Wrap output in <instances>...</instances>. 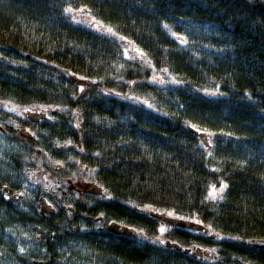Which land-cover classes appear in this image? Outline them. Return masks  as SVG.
Instances as JSON below:
<instances>
[{"label":"trees","instance_id":"1","mask_svg":"<svg viewBox=\"0 0 264 264\" xmlns=\"http://www.w3.org/2000/svg\"><path fill=\"white\" fill-rule=\"evenodd\" d=\"M81 14L143 60L127 58L120 41L79 22ZM0 49V95L21 108L49 106V123L20 116L21 137L24 127L36 133L35 148L23 147L36 174L53 161L78 163L108 196L88 215L152 235L155 219L141 209L171 211L223 237L180 229L175 238L217 248L222 259L212 264H264V0H0ZM43 67L62 88L45 82ZM155 70L182 83L156 85ZM5 156L10 170L25 167L20 152ZM221 183L223 199L210 198ZM3 220L15 217L6 209Z\"/></svg>","mask_w":264,"mask_h":264},{"label":"flooded vegetation","instance_id":"2","mask_svg":"<svg viewBox=\"0 0 264 264\" xmlns=\"http://www.w3.org/2000/svg\"><path fill=\"white\" fill-rule=\"evenodd\" d=\"M3 52L0 49V58L3 57ZM11 108L16 111H10ZM20 108L19 103L14 101V96L11 99L0 95V138L8 146V150L4 151L5 155L8 154L13 159L19 158ZM31 109L33 111H24L22 115L28 122L39 125L51 122L49 113L41 111L43 107L33 105ZM27 129L32 139V135L36 133L31 130V126ZM69 143L66 142L63 148ZM63 148L53 149L59 153ZM50 154L56 153L51 149ZM66 164L68 167L74 165V169L66 171ZM84 171L88 172L89 168L72 161L60 164L50 172L43 171L44 174L48 172L45 174L44 187H39L38 191L31 190L30 220H0V252L6 253L8 257H2L0 264H212L213 261L222 259L217 248L201 246L193 237L191 238L195 243L190 246L179 245L175 238L183 228L159 220L151 222L155 231L152 235L143 230L147 237L145 239L135 231L140 229L126 220H106L102 215H88L85 210L95 200L106 199L108 196L102 188L100 193L93 192L94 185L99 186ZM8 175L6 181L0 179V208L10 210L22 195L18 192L15 180L11 179L12 173ZM48 181L56 186L51 187ZM49 209L54 212L50 213ZM57 214H62L66 220H51L50 217ZM23 223L28 226L25 234H21L18 229ZM161 226L167 229L164 234H160ZM50 228L52 231L49 232ZM183 230L191 231L192 236L202 233ZM205 235L218 241L223 239L215 234ZM156 237L163 238L164 245L153 244L152 240ZM21 248L24 249L23 253L20 252ZM118 249L122 252L117 251ZM211 249H215L213 254Z\"/></svg>","mask_w":264,"mask_h":264},{"label":"rangeland","instance_id":"3","mask_svg":"<svg viewBox=\"0 0 264 264\" xmlns=\"http://www.w3.org/2000/svg\"><path fill=\"white\" fill-rule=\"evenodd\" d=\"M78 16H79V18H78L79 22H83L84 24H87L88 27H90L91 29L95 30L96 32H99V33H102V34H107L108 36H112L113 35V34L108 33L106 31V29L108 27L104 26L100 22L94 21V20L90 19L89 17H87V16H85L83 14L78 15ZM113 37H115V39H117L118 41H120L122 43L123 48H124V52L127 53V54H125V56L127 58H134L135 57V58H137L139 60H143V56H141V52L132 43H130L128 40H126L124 38L121 39L122 37H119L117 35H113ZM21 62H23V60ZM19 65L20 66H16L15 68H18V67L25 68V67H27V64L21 66V64L19 63ZM41 74H43V75L45 74L46 76L48 75L47 72H46V68L45 67L42 68V71H39V75H41ZM47 77H48L46 79L47 81H45V82H50L51 86H52V84H54V85L61 86V88L63 87L62 86L63 85V80L61 78L52 79L49 76H47ZM153 77H157V79L154 81ZM159 77H163L165 82L164 83H160L159 79H158ZM171 80L172 79L170 77H168L165 73H162L160 71H156L155 70V71H153V73L151 75V82L156 84V85H160L162 87H169L172 84ZM59 81H62L61 85H59L60 84ZM73 81H75V80H73ZM29 82H31V79H30ZM75 82H77V81H75ZM77 83L81 84V85H79V90H81V88L83 86L82 83H80V82H77ZM145 104H146V106L148 108H150L149 107L150 103L146 102ZM32 106L29 105L27 108L31 109ZM41 107H43L44 109H48L49 106H45L44 105V106H41ZM24 109H26V107L25 108L23 107V108L19 109V111H20V115L19 116L24 115ZM53 109H54V107H53ZM27 130H28L27 128L23 129L21 141L19 140L20 147L18 149L16 148L21 153V159L18 160V161L21 163V160H22L23 163L25 164L24 165L25 167H23L22 169H20L18 171H16L15 169H11L10 170V167L8 165H10L12 160L11 159H6V156H5V153H4V151L8 150V148H7L8 146L6 147L5 142H3V139L0 138V152H3V154H0V163H3L4 165H6L5 168H3L1 170L2 172L0 171V179L3 178L6 181L7 178L9 177L8 174L13 172L12 176H11V179L15 180L16 185L20 186L19 192L23 193L22 198L20 199V201H18L17 204H14L12 207H10V210H8L10 212V214L14 215L15 220H30L29 219V216H30L29 213L31 212V209L29 208V203H30V198H31V190L38 191L39 187L43 188L44 187L43 182H44V180L46 178L44 173H42V175L40 176V175L36 174V172H34L37 169V163H38L37 161H35V165L31 169V162H33V161H31V157H28L27 152L25 153L26 148H23V147L27 146L31 150V147L35 148L34 147L35 145L31 146L32 145V143H31V133L28 132ZM28 141L30 143H28ZM13 147L14 146H12V148ZM9 149H11V148H9ZM9 152H10V150H9ZM29 152H31V151H29ZM22 153H24V154H22ZM35 160H37V159H35ZM56 162L57 161H53V163L50 164L48 169L52 171L53 167H55V164H57ZM9 171H12V172H9ZM48 183L53 188L56 186L52 181H48ZM215 189H216L217 193H219L220 186H215ZM212 191H213V188H211L210 193H212ZM219 195L223 196L224 195V191H223V193H219L217 195V198H219ZM5 210L6 209L0 208V220H3V218L5 217ZM27 227L28 226L23 223L21 226L18 227L19 232L21 234L27 233L28 232ZM162 245H164V244H161V246ZM211 252H212V254L214 253L213 251H211ZM2 257H4V259H8L6 253L0 252V259Z\"/></svg>","mask_w":264,"mask_h":264},{"label":"snow or ice","instance_id":"4","mask_svg":"<svg viewBox=\"0 0 264 264\" xmlns=\"http://www.w3.org/2000/svg\"><path fill=\"white\" fill-rule=\"evenodd\" d=\"M64 11H65V12H72L73 9H72L71 7H68V8H65ZM80 11H83V9H80ZM165 27H167V25H165ZM106 31H107L108 33H110V34L115 35V33L113 32V29H112V28H107ZM173 35L175 36L176 33H173ZM121 39H123V38H121ZM181 42H182V43H186V40H182ZM125 54H127V53H125ZM143 55H145V54L141 53V56H143ZM162 71H164V72H168V69L165 68V69H163ZM156 79H157V77H153V80H154V81H155ZM158 79H159V82H160V83H164V82H165L164 79H163V77H159ZM133 83H134V81H133ZM171 83H174V84H180V83H182V82L179 81V80H176L175 78H173V79L171 80ZM81 91H83L82 88H81ZM205 91L207 92L208 90L205 89ZM210 94H213V95H214V94H216V93H215V92H212V93H210ZM131 99H138V98L131 97ZM149 107H152V106L149 105ZM9 110H10V111H16L15 108H11V109H9ZM24 111H26V112H31V111H33V109L26 108V109H24ZM41 111L46 112L47 109H41ZM49 118L51 119V117H49ZM78 126H79V125H77V127H78ZM192 127H195V125H193ZM196 130L199 131L200 129H196ZM81 151H83V149H81ZM56 163L59 164V163H61V162L57 161ZM227 187H228L227 184L221 183V185H220V189H219V193H223V191H224ZM212 188H213V191H212V193H210V198L215 199V198H217V195H218L219 193H217V191H216V189H215V185H213ZM21 195H23V193H21ZM219 198H220V199H223V196H222V195H219ZM132 206H133V207H136V208L139 207V206H137V205H132ZM141 210L157 211V209H154V208L141 209ZM166 214H167L168 216H170V217L175 215V213H174V212H171V211H170V212H167ZM101 215H103V213H101ZM176 218H177V219H184V217H176ZM112 223H115V222H112ZM196 223H201V221L197 220ZM98 226H99V225H98ZM166 230H167V229H166L164 226H161L160 229H159V231H160L161 234H163ZM135 231H137L138 234L141 235L142 238L147 239V237L144 235L142 229H140V230H135ZM217 235H218V234H217ZM234 239L239 240V239H241V238H240V237H235ZM152 243H153V244H156V243L164 244L165 241H164L162 238H160V237H156L155 239L152 240ZM173 243H175V242H173ZM248 243H253V241H248ZM261 243H264V241H261ZM211 251L214 252L215 249H211ZM20 252L23 253V252H24V249L21 248V249H20Z\"/></svg>","mask_w":264,"mask_h":264},{"label":"water","instance_id":"5","mask_svg":"<svg viewBox=\"0 0 264 264\" xmlns=\"http://www.w3.org/2000/svg\"><path fill=\"white\" fill-rule=\"evenodd\" d=\"M72 79H74L77 82H81L80 79H78L76 77H72ZM194 132L201 139L204 140L206 145L208 144V141H207V138H206L205 134L198 133L196 131H194ZM100 191H101V188L94 185L93 192L97 194V193H100ZM49 212L53 213L54 210L53 209H49ZM148 214L152 218H154L155 220L162 221L164 223L170 224V225L175 226V227H180V228H184V229L200 231V232H203L205 234H209V229L208 228H206L201 223H196L195 221H192V220H189V219H177L175 216H171L170 217L167 214L160 213V212H154V211H149Z\"/></svg>","mask_w":264,"mask_h":264},{"label":"bare ground","instance_id":"6","mask_svg":"<svg viewBox=\"0 0 264 264\" xmlns=\"http://www.w3.org/2000/svg\"><path fill=\"white\" fill-rule=\"evenodd\" d=\"M29 85H31V82L29 83Z\"/></svg>","mask_w":264,"mask_h":264}]
</instances>
